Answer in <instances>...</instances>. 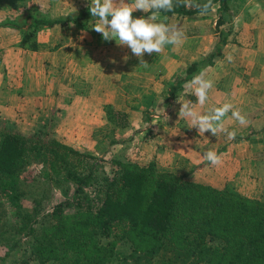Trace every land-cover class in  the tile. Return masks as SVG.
<instances>
[{
  "label": "trees",
  "instance_id": "trees-1",
  "mask_svg": "<svg viewBox=\"0 0 264 264\" xmlns=\"http://www.w3.org/2000/svg\"><path fill=\"white\" fill-rule=\"evenodd\" d=\"M217 1L221 25L229 0H157L146 10L128 11L113 10L103 0H87L58 16L40 0H0L8 7L0 26L17 29L22 46L36 47L29 41L57 24L87 27L97 19H109L126 26L156 12L210 11ZM219 42L209 54L210 62L222 51ZM199 69L196 60L174 77L167 88L169 103ZM106 113L116 131L130 124L125 109L108 103ZM146 135H152L151 130ZM110 137L109 143L118 141L114 134ZM36 158L49 164L47 172L58 185L63 181L74 185L72 194L64 188L67 197L51 210L43 209L44 191L33 196L32 208L23 202L30 190L21 173ZM113 161L120 167L112 174L91 152L56 137L36 140L0 125V244L8 248L0 255V264L15 250L13 262L19 264L47 258H56L59 264H264V199L191 180L188 173L161 171L155 161L148 165ZM8 203L14 221L8 216ZM123 243L130 248H122Z\"/></svg>",
  "mask_w": 264,
  "mask_h": 264
},
{
  "label": "rangeland",
  "instance_id": "rangeland-1",
  "mask_svg": "<svg viewBox=\"0 0 264 264\" xmlns=\"http://www.w3.org/2000/svg\"><path fill=\"white\" fill-rule=\"evenodd\" d=\"M40 1L50 14L58 16L78 9L87 0ZM103 1L113 10L128 11L146 10L157 0ZM230 1L237 10L244 5V2H248V0ZM250 2L253 0L248 4ZM261 2L264 5V0ZM217 6L218 2L213 4V9L210 11L186 16L156 12L126 26L119 25L115 20L97 19L87 27L69 23L44 28L29 43L36 42V47H41L42 54L47 56L44 59L45 76L49 81L46 88L48 95L56 96L55 101L48 103L49 109L46 112H43L38 106L30 113L32 99L29 98V93L34 92L35 89L27 92L17 90L16 93L9 89L14 87L7 81L8 69L12 65L7 67L5 49L2 47L0 51L2 49L4 51L0 52V104L5 101V103L14 105L16 103L14 99L17 98L22 104L21 106H26L28 109H22L21 106L20 108L16 107L15 111L19 114L17 117H13L14 112L10 113L12 117H7L6 114L1 115L0 125L6 126L15 134L28 135L36 140L43 141L56 137L82 151L91 152L101 158L103 170L112 174L120 167L113 161L114 158L129 159L141 165H148L155 161L161 171L188 173L191 180L209 183L219 188H228L252 199H264V160H261V157H257L258 159L253 157L251 163L243 165L234 155L235 141L240 144V149L243 151L253 147L264 152V92L250 95L253 106L249 108H237L230 112L216 108L208 109L211 116L213 114L214 117L217 116L218 120L225 123L216 124L210 118L211 120L206 121L203 126L198 125L197 127L191 124L193 116L187 120L183 118L186 116H184L186 109L190 106L193 107V104L187 101L188 93H181L179 101L175 103L173 101V106L172 100L169 103L166 99L168 97L167 88L175 76H172V29L175 31L174 33H177L176 36L182 35L189 38L188 44L196 49L200 48L201 40L199 39L201 38L210 46L207 52H202V55L200 52L197 53L200 55L198 59L200 69L195 73L194 81L184 85L186 92L194 91L200 97L204 95L202 89L206 90V86L214 83L219 76L222 77V82L226 81L222 75V66L216 72L211 71L216 69L215 67L200 71L201 67L210 64L209 54L216 49L215 46H212L213 43L215 44L217 39L219 41L220 37L227 38L229 36V32L225 31L221 27L222 25L217 24ZM0 10V20H3V15L8 10L7 5L0 3ZM223 15L226 21H230V24L235 22L236 14L230 8L225 10ZM230 24L227 25L230 26ZM4 37L10 45H16V39H21V33L17 29L0 28V41H4ZM38 38H41V42ZM38 42H40L39 46ZM27 47L33 49L31 51L37 49L30 45ZM25 53L27 55L28 51ZM20 55L22 56V54ZM43 55L36 58L39 61L37 71L43 68ZM176 56L181 55L177 53ZM203 59L206 61L202 62ZM185 67L186 65L181 69L184 70ZM105 71L111 73L130 72L134 79H141V82L144 83V86H141V92L137 93L138 95L129 90L132 95L135 94L133 96L134 103H138L137 106L142 107L135 108V112H131L130 124L119 131L114 129V125L109 122L106 113V105L109 100L98 93L100 91L95 85L97 77ZM137 72L141 76L138 77ZM18 79L21 81L20 77ZM12 80L15 81L14 78ZM149 81L158 92H150L154 91V88L148 85ZM113 82L112 80L109 83L113 84ZM5 83L8 84V88ZM4 89L7 90L3 91ZM207 95H209V91L206 92L205 97ZM129 96L126 95L128 105L131 98ZM35 103L33 102V104ZM223 116H230L233 121H240L241 124H227ZM19 118H22L21 122L25 124L19 123ZM148 118L153 120L149 121ZM228 125L233 128L231 131L236 134L229 131ZM148 129L151 130L152 135H146ZM220 129L222 130L220 131ZM241 133L242 136L239 137ZM110 134H114L118 139L114 144L109 143L112 139ZM236 135H238L237 138L234 137ZM180 138L183 141L192 140L198 145L200 144V148H203L204 154H208V157L206 159L192 157L190 161L188 158L183 159L176 153H172V146L173 150H176L174 147H177L175 143H172ZM184 144H178V148H183ZM255 159L257 161H254ZM193 160L199 161L193 162ZM47 171L50 172L49 164L38 158L30 161L22 171V178L30 190L23 197L27 208L33 207V196L40 195L39 193L42 191L47 193L44 200V211L51 210L54 204L67 197L64 188H68L69 194L73 193L74 185L71 181H63L60 186ZM92 188L88 187L94 194ZM7 205L10 210L8 216L14 221L17 218L13 213V208L9 203ZM67 210L73 209L68 208ZM63 232L68 234V227H65ZM121 247L130 248L124 243ZM7 249V246L1 243L0 255L3 256ZM17 252V250L13 251L1 261V264H17L18 262H13ZM29 264L59 263L56 258H47L44 262L32 259Z\"/></svg>",
  "mask_w": 264,
  "mask_h": 264
},
{
  "label": "crops",
  "instance_id": "crops-1",
  "mask_svg": "<svg viewBox=\"0 0 264 264\" xmlns=\"http://www.w3.org/2000/svg\"><path fill=\"white\" fill-rule=\"evenodd\" d=\"M249 1L251 0H248V2ZM248 2L247 3L244 2V5L240 6V9L237 10L236 8H234L231 1L229 0L230 10L236 14L234 18L235 22L232 21L233 23L230 24V21L227 20L225 21V23L221 24L222 25L221 27H223L225 31L229 32L228 33L229 36L225 38V40L221 43L219 42L220 40L218 41V39L215 42L216 45L213 43L212 46H215L216 48L219 42L222 51L220 55L215 57V59L212 62H210V64L201 67L200 70L201 72H203L205 70H209L215 67L216 69L211 71L216 72L222 66V70H223L222 75H224L226 81L222 82L223 79L221 76H219L214 81V83L208 84L206 86L207 88L206 90L205 88L202 89L204 95L200 97H198V95L195 94L194 91L186 92V90L183 88L184 89L182 90L183 92H180L176 97V99L174 100L175 103L179 101V95L181 93L182 94L188 93L187 95L189 99H187V101L193 104V107L190 106V108L186 109L184 113V116L185 115L186 116L183 118L187 120L188 118H191V116H193L194 121L191 119L192 122L191 124H194L196 127L198 125L203 126L206 121L208 122L211 119L213 123L216 124L225 123L223 121L218 120L217 116L214 117L213 114L211 116L210 115L211 113L208 111V109L210 110V108H216L218 110L219 109L222 111L228 110V112H230L232 110L233 111L236 110L237 108H249L253 106V101L250 100V95L251 94L255 95V93L264 92V5L261 2V0H253V2H250L249 4ZM219 6L220 3L218 2L217 11ZM202 12H207V11H202ZM172 15H177V14H172ZM92 23L93 22H91L90 24ZM227 24H230V26ZM0 28L9 29L11 27L1 26ZM174 32L175 31H173L172 29V76L174 75L176 76L178 74L184 73L186 67L189 64L200 58V55L197 53L200 52L202 55V52L204 53L205 51L207 52V50L210 47L209 44L205 43L204 39L201 38L199 39L201 40L200 48L196 49V47H192L188 44L189 38L187 39L185 36L182 35L176 36L177 33ZM193 36H196V34H193ZM40 39L41 38H38V40ZM20 41L21 39L17 38L15 42L16 45H10V43L7 42L5 37H4V41L3 40L0 41V49L2 47H4L5 49V51L2 49V51L0 52L3 53L4 51V55L6 57L5 62L7 64V67L10 64L12 65V67H9L8 69L7 81L13 84L14 87L9 89L12 90L14 93H16L17 90H23L24 92H27L30 91L31 89H35L34 92L31 91L29 93L30 94L29 98L32 99L31 100L32 104L33 102H36L35 104L30 105L29 108L30 113L38 106L43 112H46L49 109L48 103H51L53 100L55 101V96H56V95L53 96L48 95V89L46 88V84L48 86L49 81H47V78L45 76L44 59H46L47 56L43 55L44 53L42 54L43 50L41 49V47H36L37 49L31 51L33 49H30L27 46L20 45ZM40 42H38V46ZM26 51H28L27 55L25 53ZM177 53L178 55L181 56H176ZM20 54H22V56ZM41 55H43L42 56L43 68L42 69L40 68V70L37 71L36 68L39 61L36 58ZM185 65H186L185 69L182 70L181 69L182 66ZM137 75L138 77L141 76V74H139L138 72ZM99 76L95 81V85L97 90L100 91L98 93L102 94L103 98L109 100L108 103L113 104L116 108L127 110L129 112V116L132 114L131 113L132 111L135 112L134 110L135 108L142 107V106H137L138 103H134L133 96H135V94L132 95L129 92V90H131L132 92L133 91L136 92V94L141 92V86H144V83L141 82V79L139 80L134 79V77H132V74L130 72L111 73L110 71H105L101 73ZM195 76L196 75H194V77L187 82H193ZM19 77L21 81H19L18 79ZM9 78H11V80H9ZM12 78H14L15 81H13ZM109 78H111V81L112 80L114 81L113 84L109 83L111 82L109 81ZM187 82H185L184 85ZM5 85L7 88L9 87L8 84L5 83ZM148 85L151 88H154V86L151 84V81H149ZM6 90L7 89H4L3 91ZM155 91L157 90L154 88V91L152 90L150 92L155 93ZM208 91H209V95L205 97V94ZM126 95L131 96L129 105H128V101L126 100ZM14 100L16 101V103H14V105L16 106L5 103V101L4 103L0 104V116L1 115L4 116L6 114L7 117L10 116L12 117L10 113L13 112H14L13 117L15 116L17 117V115L19 116L18 112H16L15 110L16 107L20 108L22 104L19 103L17 98ZM174 103L172 102V106ZM21 107L22 109H28L26 106H21ZM223 115H225L224 112ZM19 119H20L19 123H24L21 122L22 118ZM224 119L226 120L227 124H235V125L241 124L240 121L239 122L233 121L230 116H225ZM228 126L227 128L229 129V131H231V129L233 128H231L230 125ZM235 128H239V127H235ZM221 130L222 129H220V131ZM231 132L236 134V132L233 131ZM238 135L234 137L237 138ZM229 136L231 137V135ZM241 136L242 133L241 135H239V137ZM174 143L175 145H177V147H174V149L176 150H173V146H172V153L174 154L176 153V155H178L183 159L188 158L191 161L190 158L192 157L200 158V159H204V158L206 159L208 157L207 156L208 154L207 155L204 154L203 148H200V144L198 145L192 140H189L187 142V140L183 141V139L180 138L177 139L176 142H173L172 144ZM183 143H185L184 147L178 148V144H183ZM235 143L236 145H235L234 155H236V157L239 158V162L241 164L246 165L249 162L251 163L252 162L251 159H253V157L255 158L261 157L262 158L261 160H264V152L263 151L260 152L258 148L249 147V150L243 151L242 149H240V144L237 143L236 141ZM175 151H180V152H175ZM257 159H255L254 161H257ZM195 161L197 162L199 160H193V162Z\"/></svg>",
  "mask_w": 264,
  "mask_h": 264
}]
</instances>
